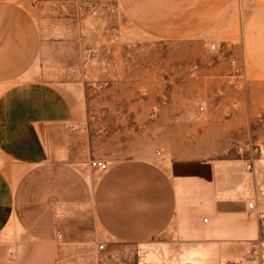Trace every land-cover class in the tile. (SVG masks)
<instances>
[{"label": "crops", "instance_id": "crops-1", "mask_svg": "<svg viewBox=\"0 0 264 264\" xmlns=\"http://www.w3.org/2000/svg\"><path fill=\"white\" fill-rule=\"evenodd\" d=\"M124 2L140 28L181 39L218 37L213 31L237 4ZM36 7L33 0H0V244L27 241L42 264H59L61 252H73L95 231L145 253L146 264H158L156 255L160 264H219L218 254L228 262L246 251L260 226L250 216L243 171L233 177L229 167L223 171L214 163L158 158L153 148L139 152L132 138L123 149L116 133L107 144V134L98 133L100 148L90 133L84 92L23 80L40 50ZM241 8V36L231 42L264 77V0H242ZM94 159L108 169L92 167ZM84 207L93 231L79 218ZM201 253L215 255L187 257Z\"/></svg>", "mask_w": 264, "mask_h": 264}, {"label": "rangeland", "instance_id": "rangeland-1", "mask_svg": "<svg viewBox=\"0 0 264 264\" xmlns=\"http://www.w3.org/2000/svg\"><path fill=\"white\" fill-rule=\"evenodd\" d=\"M33 3L41 44L23 80L84 92L90 133L100 148L98 133L107 134L106 144L108 135L116 133L123 149L132 138L139 152L153 148L158 158L214 163L223 171L229 167L233 177L244 172L250 200L257 204L250 216L258 218L260 234L228 262L218 254V262L264 264V77L244 60L240 45L231 42L241 36L242 0L213 31L218 37L192 39L160 37L140 28L124 0ZM84 208L79 218L93 231V217ZM84 240L73 252H61L59 264H146L145 253L96 231ZM100 243L105 244L102 250ZM33 250L27 241L0 244V264H42ZM155 257L162 263L161 256Z\"/></svg>", "mask_w": 264, "mask_h": 264}, {"label": "built area", "instance_id": "built-area-1", "mask_svg": "<svg viewBox=\"0 0 264 264\" xmlns=\"http://www.w3.org/2000/svg\"><path fill=\"white\" fill-rule=\"evenodd\" d=\"M211 48L215 49L216 45L212 44ZM202 109H204V108L202 107ZM91 166L94 167V168H98L100 170H107L108 167H109V164L107 162L101 160V159H94V160L91 161ZM248 206L250 208H256V202L251 200V201L248 202ZM261 218H262V221H264V213L261 214ZM207 220H208L207 218L204 219V221H207ZM104 248H105V244L104 243H100L99 244V249L102 250Z\"/></svg>", "mask_w": 264, "mask_h": 264}]
</instances>
